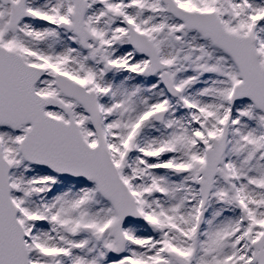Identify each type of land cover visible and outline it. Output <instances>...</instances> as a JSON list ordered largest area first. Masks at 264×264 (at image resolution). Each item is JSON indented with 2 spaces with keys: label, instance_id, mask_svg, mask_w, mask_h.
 Listing matches in <instances>:
<instances>
[{
  "label": "snow or ice",
  "instance_id": "6c2138e0",
  "mask_svg": "<svg viewBox=\"0 0 264 264\" xmlns=\"http://www.w3.org/2000/svg\"><path fill=\"white\" fill-rule=\"evenodd\" d=\"M0 264H264V0H0Z\"/></svg>",
  "mask_w": 264,
  "mask_h": 264
}]
</instances>
